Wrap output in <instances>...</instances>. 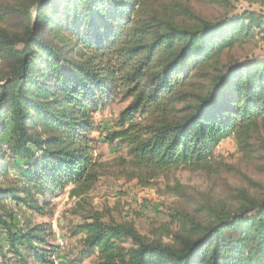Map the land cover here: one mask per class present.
<instances>
[{
	"label": "trees",
	"instance_id": "obj_1",
	"mask_svg": "<svg viewBox=\"0 0 264 264\" xmlns=\"http://www.w3.org/2000/svg\"><path fill=\"white\" fill-rule=\"evenodd\" d=\"M201 1L223 12L204 19L192 0H0V264H54L55 233L34 218H50L68 186L84 208L105 167L93 154L95 114L115 102L126 105L105 139L143 184L203 167L230 137L264 161V58L234 54L264 35V13ZM204 215L176 212L165 242L89 208L73 231L78 259L264 264V196Z\"/></svg>",
	"mask_w": 264,
	"mask_h": 264
},
{
	"label": "rangeland",
	"instance_id": "obj_2",
	"mask_svg": "<svg viewBox=\"0 0 264 264\" xmlns=\"http://www.w3.org/2000/svg\"><path fill=\"white\" fill-rule=\"evenodd\" d=\"M191 4L194 12L204 19L213 20L221 15L222 10L209 2L192 0ZM233 7L231 14L248 7L264 13V7L258 4L249 6L243 0L234 2ZM234 54L240 59L244 56L264 58V35L237 49ZM125 105L115 102L95 114L98 130L93 133L97 141L93 154L105 167L82 201L85 209H79L77 197L68 195V186L53 199L54 213L50 218H34L35 221L48 220L50 224L55 221L54 248L58 237L65 241L64 248L55 251L54 264H98L95 258L78 259L82 235L73 234L75 225L82 221L81 216L89 208L101 213L104 221L132 222L141 234L166 242L169 234L179 228V224L171 218L176 212L205 221L204 212L207 209L232 211L243 199L264 196V161L259 159L258 153L247 155L241 151L233 137L224 139L203 167L170 168L159 172L147 184L142 183L143 176L130 178L128 167L119 164L125 150L105 139L111 121ZM260 135L264 138V128L260 130ZM7 208L13 209L17 213V222L22 223V213L11 205ZM0 237H5V234L0 232Z\"/></svg>",
	"mask_w": 264,
	"mask_h": 264
},
{
	"label": "built area",
	"instance_id": "obj_3",
	"mask_svg": "<svg viewBox=\"0 0 264 264\" xmlns=\"http://www.w3.org/2000/svg\"><path fill=\"white\" fill-rule=\"evenodd\" d=\"M51 227H52L53 230L56 229L55 221H53L51 223ZM64 246H65V241L63 240V238L58 237L57 240H56V244H55V251L56 252L61 251L64 248ZM55 264H57V262H55Z\"/></svg>",
	"mask_w": 264,
	"mask_h": 264
},
{
	"label": "crops",
	"instance_id": "obj_4",
	"mask_svg": "<svg viewBox=\"0 0 264 264\" xmlns=\"http://www.w3.org/2000/svg\"><path fill=\"white\" fill-rule=\"evenodd\" d=\"M62 264V263H61Z\"/></svg>",
	"mask_w": 264,
	"mask_h": 264
}]
</instances>
